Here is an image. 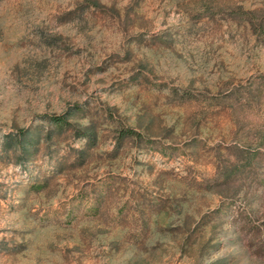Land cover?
Wrapping results in <instances>:
<instances>
[{
    "label": "rangeland",
    "instance_id": "1",
    "mask_svg": "<svg viewBox=\"0 0 264 264\" xmlns=\"http://www.w3.org/2000/svg\"><path fill=\"white\" fill-rule=\"evenodd\" d=\"M87 1L0 0V264H264V0Z\"/></svg>",
    "mask_w": 264,
    "mask_h": 264
},
{
    "label": "trees",
    "instance_id": "2",
    "mask_svg": "<svg viewBox=\"0 0 264 264\" xmlns=\"http://www.w3.org/2000/svg\"><path fill=\"white\" fill-rule=\"evenodd\" d=\"M90 6H100L98 0H88L87 2L78 5L77 10L85 11ZM74 10V11H77ZM72 11V12H74ZM71 12V13H72ZM234 19L246 21L252 30L258 35L260 40L264 41V9L245 10L242 7H237L234 10ZM76 111H67L63 114L48 116L47 127L41 126L38 128L20 129L17 133L10 135L6 142V150H14L15 155L20 158L32 160L34 155L39 152L43 143L52 140L55 137L62 136L69 127H72L74 138H86L88 142L96 140V126L92 123L82 127L76 126L71 120L70 115H74ZM130 135H138L140 133L129 127H122L116 135V140L121 142L125 137ZM82 156L84 149L72 148Z\"/></svg>",
    "mask_w": 264,
    "mask_h": 264
}]
</instances>
